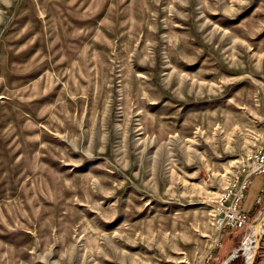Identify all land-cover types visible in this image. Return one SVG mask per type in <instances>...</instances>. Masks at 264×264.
I'll return each instance as SVG.
<instances>
[{
    "label": "rangeland",
    "instance_id": "obj_1",
    "mask_svg": "<svg viewBox=\"0 0 264 264\" xmlns=\"http://www.w3.org/2000/svg\"><path fill=\"white\" fill-rule=\"evenodd\" d=\"M263 146L264 0H0V264H246Z\"/></svg>",
    "mask_w": 264,
    "mask_h": 264
},
{
    "label": "built area",
    "instance_id": "obj_2",
    "mask_svg": "<svg viewBox=\"0 0 264 264\" xmlns=\"http://www.w3.org/2000/svg\"><path fill=\"white\" fill-rule=\"evenodd\" d=\"M255 177L263 178L261 192L256 199V203L261 204L264 195V146L242 158L238 171L220 193L214 215V226L218 230H244L249 227V215L244 203ZM263 220L264 214L260 212L258 223L253 227V231ZM258 238L256 255L258 248L262 247L263 255L261 256L264 258V224L263 232L258 235Z\"/></svg>",
    "mask_w": 264,
    "mask_h": 264
},
{
    "label": "bare ground",
    "instance_id": "obj_3",
    "mask_svg": "<svg viewBox=\"0 0 264 264\" xmlns=\"http://www.w3.org/2000/svg\"><path fill=\"white\" fill-rule=\"evenodd\" d=\"M263 224H264V220L261 221V223L259 225H257L254 228L253 233L250 235V237L247 239V243L251 244L253 239H257L258 235L261 234L263 232ZM250 244L246 247L247 250V260H246V264H252L254 257H255V253H256V246L251 247Z\"/></svg>",
    "mask_w": 264,
    "mask_h": 264
},
{
    "label": "crops",
    "instance_id": "obj_4",
    "mask_svg": "<svg viewBox=\"0 0 264 264\" xmlns=\"http://www.w3.org/2000/svg\"><path fill=\"white\" fill-rule=\"evenodd\" d=\"M262 184H263V178L261 179H256V177L253 179V185L250 188V190L248 191V196L249 199L252 198H256L260 192H261V188H262ZM249 202V201H248ZM247 208V207H246ZM251 212V210H249V213ZM227 230H232V229H227ZM232 233V232H231ZM233 256V255H232ZM239 254L237 255V257L233 258V259H228L230 260L227 264H238L240 261V258L238 259Z\"/></svg>",
    "mask_w": 264,
    "mask_h": 264
},
{
    "label": "trees",
    "instance_id": "obj_5",
    "mask_svg": "<svg viewBox=\"0 0 264 264\" xmlns=\"http://www.w3.org/2000/svg\"><path fill=\"white\" fill-rule=\"evenodd\" d=\"M240 258V255L238 259ZM264 263V258L258 253L257 256L255 257L254 263L253 264H263ZM238 264H243V259H240Z\"/></svg>",
    "mask_w": 264,
    "mask_h": 264
},
{
    "label": "water",
    "instance_id": "obj_6",
    "mask_svg": "<svg viewBox=\"0 0 264 264\" xmlns=\"http://www.w3.org/2000/svg\"><path fill=\"white\" fill-rule=\"evenodd\" d=\"M241 250H242V249L237 250V251L234 253V255H233L230 259H233V258L237 257L238 253H239ZM255 257H256V253H255ZM255 257H254V260H255ZM254 260H253L252 264L254 263ZM229 261H230V260H228L225 264H227Z\"/></svg>",
    "mask_w": 264,
    "mask_h": 264
}]
</instances>
